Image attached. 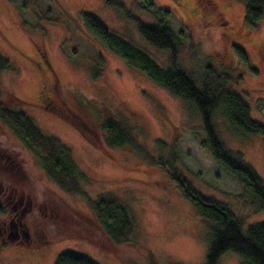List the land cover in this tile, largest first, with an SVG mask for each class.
Returning a JSON list of instances; mask_svg holds the SVG:
<instances>
[{"label": "rangeland", "instance_id": "374dc122", "mask_svg": "<svg viewBox=\"0 0 264 264\" xmlns=\"http://www.w3.org/2000/svg\"><path fill=\"white\" fill-rule=\"evenodd\" d=\"M117 1L145 24L177 34L181 67L197 79L206 68L212 75L221 73L248 105L251 119L264 126V13L249 26L242 0H212L223 16L212 12L207 0ZM83 12L161 66L169 65L168 54L148 45L132 20L105 0H0V52L12 65L0 74V107L25 114L43 135L60 140L88 177L78 181L82 191H66L0 119V141L15 150L10 149L38 202L50 197L58 208L47 201L46 217L39 222L38 233L45 231L50 244L31 250L9 247L4 262L54 264L59 254L72 252L98 264H149L150 254L155 264H206V223L159 164L161 158L195 191L225 205L243 231L264 221V211L203 147L197 111L92 35ZM234 46L245 52L246 63L238 61ZM78 95L93 101L94 111L97 103L125 120L138 148L110 145L100 120L82 107ZM48 96L55 101L43 100ZM214 123L224 146L240 155L264 184V136L242 135L220 111ZM102 194L116 196L132 216L133 231L122 244L111 243L99 228L89 199ZM51 210L59 217H52ZM218 264L243 262L228 251Z\"/></svg>", "mask_w": 264, "mask_h": 264}, {"label": "trees", "instance_id": "16d2710c", "mask_svg": "<svg viewBox=\"0 0 264 264\" xmlns=\"http://www.w3.org/2000/svg\"><path fill=\"white\" fill-rule=\"evenodd\" d=\"M242 1L246 5V24L255 26L263 16L264 0ZM105 2L125 13L148 45L167 53L169 65L161 66L145 50L108 29L98 17L90 12H83L82 18L87 30L103 44L115 49L130 65L138 68L157 85L197 111L205 134L203 147L210 152L218 165L235 176L244 188L252 193L259 209L264 211L263 182L240 155L233 154L224 146L216 130L214 118L220 111L236 131L248 136H264V126L251 119L248 105L229 88L230 82L221 73L212 75L206 68L204 75L197 79L181 67L177 34L164 26L145 24L142 19L126 12L124 4L120 1L105 0ZM234 51L238 61L246 63L245 52L236 46ZM11 68L8 58L0 52V74ZM77 98L85 110L100 120L110 145L138 148L136 138L127 128L125 120L97 103H95L97 110L94 111L90 108V103L93 105V101L85 98L84 95H78ZM16 100L20 101L19 98ZM0 119L9 125L26 148L38 154L52 180L68 192L82 191L78 181L85 173L74 162L67 147L60 140L43 135L30 117L8 107H0ZM159 164L170 172L172 179L177 180L184 197L206 223L208 245L206 264H218L219 258L228 251L239 255L243 264H264V221L250 225L246 231H243L240 220L225 205L195 191L176 170L171 168L172 163L168 164L161 158ZM89 201L98 219L99 228L108 240L116 245L128 241L134 228L129 209L112 194H102L97 199L93 201L89 199ZM85 224L90 226L89 222ZM75 235L76 238L81 236L76 233ZM148 260L149 264H155L152 254L148 256ZM54 264L98 263L84 255L64 252L59 254Z\"/></svg>", "mask_w": 264, "mask_h": 264}, {"label": "flooded vegetation", "instance_id": "af4514ba", "mask_svg": "<svg viewBox=\"0 0 264 264\" xmlns=\"http://www.w3.org/2000/svg\"><path fill=\"white\" fill-rule=\"evenodd\" d=\"M207 1V6L212 8V12L218 16H223L214 1ZM40 59L43 64L44 59L42 57ZM37 64L39 65L38 62ZM46 99H50L52 103L55 101L52 96L43 100ZM4 147L5 145L0 141V264H14L13 262H4L7 248L26 246L31 250L50 244L51 239H46L45 231L38 233L39 222L42 221V217H46L43 210L47 209V201L55 207H51L52 209L57 211L58 208L50 197L38 202L39 195L33 187L27 185L25 179L27 177L18 168V162L11 152V150H15L11 146V150L5 147L10 151L9 153ZM2 148L4 149L2 150ZM17 156L19 158L20 152L17 153ZM22 160L24 161L23 158ZM32 194L35 198L31 196ZM56 211L51 210L52 217H59V213ZM18 261L15 262L18 263Z\"/></svg>", "mask_w": 264, "mask_h": 264}]
</instances>
